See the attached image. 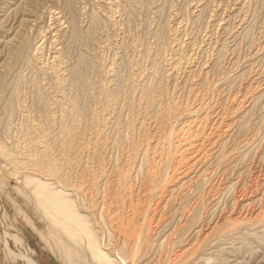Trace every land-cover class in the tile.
<instances>
[{"label": "rangeland", "instance_id": "obj_1", "mask_svg": "<svg viewBox=\"0 0 264 264\" xmlns=\"http://www.w3.org/2000/svg\"><path fill=\"white\" fill-rule=\"evenodd\" d=\"M40 183L115 264H264V0H0V210L103 264Z\"/></svg>", "mask_w": 264, "mask_h": 264}, {"label": "bare ground", "instance_id": "obj_2", "mask_svg": "<svg viewBox=\"0 0 264 264\" xmlns=\"http://www.w3.org/2000/svg\"><path fill=\"white\" fill-rule=\"evenodd\" d=\"M39 189L41 193H45L43 194L44 204L48 208L49 212L58 213V219L55 218L56 222L64 226L65 232L71 239L76 240L78 233L85 234L89 239L90 249L94 257L99 259L103 264H115L114 261L110 260L109 256L103 253L98 242L94 238L92 230L90 229L89 225L85 223L86 221L83 222L81 219L78 220V216L74 211L73 205L69 201H67L68 199H64L61 193L49 189L48 186L44 183H40ZM4 210L5 209L3 208L0 210V225L5 228L7 237L12 238L24 249L25 254H23L21 258L24 259L27 264H37L33 255V251L29 248L26 241L23 239L21 232H19L15 227L9 226L6 223L7 216ZM61 219L63 221H71V226H66ZM8 253V256L10 255L14 258L17 257L11 251H9Z\"/></svg>", "mask_w": 264, "mask_h": 264}]
</instances>
